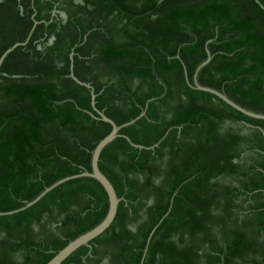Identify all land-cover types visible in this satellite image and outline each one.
Instances as JSON below:
<instances>
[{
	"label": "trees",
	"instance_id": "obj_1",
	"mask_svg": "<svg viewBox=\"0 0 264 264\" xmlns=\"http://www.w3.org/2000/svg\"><path fill=\"white\" fill-rule=\"evenodd\" d=\"M23 42L0 66V213L90 172L111 130L71 67L133 123L98 161L114 221L62 264H264V121L194 85L264 115L255 0H0V56ZM106 212L95 180L66 181L0 216V264H46Z\"/></svg>",
	"mask_w": 264,
	"mask_h": 264
},
{
	"label": "water",
	"instance_id": "obj_2",
	"mask_svg": "<svg viewBox=\"0 0 264 264\" xmlns=\"http://www.w3.org/2000/svg\"><path fill=\"white\" fill-rule=\"evenodd\" d=\"M255 3L264 11V7L262 5H260L257 0H255ZM35 24L36 23H34V25ZM27 40H28V38L26 39L25 42H27ZM25 42H23V43H15L10 48H8L0 56V66H1L3 60L6 58V56L10 52H12L15 48H17L19 46H23L25 44ZM71 57H72V54L70 55V58ZM207 62H208V59L204 63H202L199 66L198 69L203 67ZM69 77L74 82H76L77 84H79L81 86H84L85 88L90 90V101H91L90 105H91V107L93 108L94 112L98 115V117L103 122H105L106 124H108L111 127V130L104 138H102L96 144V146L94 147L93 151L91 152L90 172H83V173L75 175V176H70V177L64 178V179L54 183L53 185H51L47 189H45L40 195H38L34 200H32L31 202L26 204L24 207H22L20 209H17V210H14V211L6 212V213H0V216H9V215L18 213L20 211H23L24 209L29 208L32 205H34L40 198H42L47 192H49L54 187L59 186V185L63 184L66 181L73 180V179H76V178H90V179L95 180L101 186V188L103 189V191L105 192L106 197H107V212H106V215L103 218V220L96 227H94L90 231L84 233L83 235L77 237L76 239H74L73 241L68 243L62 250H60L54 257H52L46 264H62L79 247L87 246L90 241H92L93 239H95L96 237L101 235L103 232H105L110 227L112 222L114 221V218L116 216L117 207H118V204L120 202V199L117 198L112 184L100 172L99 167H98V161H99V157H100L101 152L103 151V149L110 142H112L117 137L118 131L120 129L124 128L125 126L133 123V122H129V123L121 125V126H116L111 120L106 118L102 113H100L99 111H97L94 108L95 95L93 94V90L90 88L89 85L79 82L73 76L71 67H70ZM194 83H195L194 85H195V89L196 90L202 91V92H205V93H209V94L215 96L216 98L221 100L223 103H225L227 106L231 107L235 111H237V112H239V113H241V114H243V115H245V116H247L249 118L264 121V115H259V114H254V113L248 112V111L240 108L239 106L235 105L233 102L228 100L224 95L218 93L217 91L211 90L209 88L201 87L195 81H194Z\"/></svg>",
	"mask_w": 264,
	"mask_h": 264
},
{
	"label": "flooded vegetation",
	"instance_id": "obj_3",
	"mask_svg": "<svg viewBox=\"0 0 264 264\" xmlns=\"http://www.w3.org/2000/svg\"><path fill=\"white\" fill-rule=\"evenodd\" d=\"M51 14H52V12H51Z\"/></svg>",
	"mask_w": 264,
	"mask_h": 264
}]
</instances>
